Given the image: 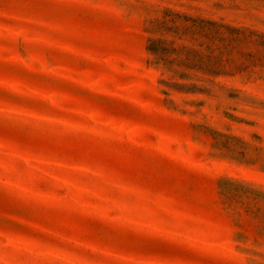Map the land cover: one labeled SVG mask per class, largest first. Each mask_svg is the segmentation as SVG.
I'll list each match as a JSON object with an SVG mask.
<instances>
[{
	"label": "rangeland",
	"instance_id": "374dc122",
	"mask_svg": "<svg viewBox=\"0 0 264 264\" xmlns=\"http://www.w3.org/2000/svg\"><path fill=\"white\" fill-rule=\"evenodd\" d=\"M0 264H264V0H0Z\"/></svg>",
	"mask_w": 264,
	"mask_h": 264
}]
</instances>
